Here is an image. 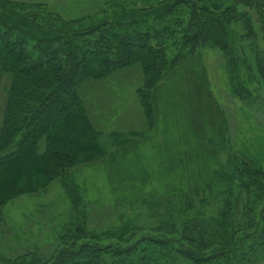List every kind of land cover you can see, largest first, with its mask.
Segmentation results:
<instances>
[{
	"label": "trees",
	"instance_id": "obj_1",
	"mask_svg": "<svg viewBox=\"0 0 264 264\" xmlns=\"http://www.w3.org/2000/svg\"><path fill=\"white\" fill-rule=\"evenodd\" d=\"M164 4L153 12L152 23L132 15L96 28L71 31L67 24L58 23L57 16L51 22L43 17L40 26L44 33L40 34L25 20L21 3L1 2L0 82L6 77L9 84L4 89L0 126V221L1 207L14 199L10 195L34 188L46 193L53 177L61 179L62 186L76 197L75 210L68 212V220L54 235L51 254L37 251L11 261L0 255V264L253 263L258 252L255 248L264 245V203L258 213L251 201L253 196L264 198V171L232 150H227L226 159L230 171L222 164L206 186L169 187L151 194L155 200H137L156 207L154 215L152 210V215L147 214L159 226L151 230L153 233L175 234L180 242L138 237L133 222L123 215L117 216L115 228L103 232L89 229L92 216H102L104 210L95 213L92 202H86L66 173L79 162L101 155L95 129L77 92L81 83L139 64L154 88L180 63L182 51L169 62L164 44H158L155 36L162 38L169 33L166 16L181 5L191 9L182 38L185 45L191 50L215 46L228 59L237 52L245 55L243 51L239 54V46L256 35L251 16L238 7L264 10V0H165ZM117 7L124 9L119 4ZM261 18L264 25V12ZM128 20L136 25L131 32L122 24ZM239 23L245 30L244 38L233 29ZM140 26L146 30H139ZM257 63L264 77V63ZM223 140L227 145V139ZM25 168L30 173L23 177ZM47 240L45 244L53 241Z\"/></svg>",
	"mask_w": 264,
	"mask_h": 264
},
{
	"label": "rangeland",
	"instance_id": "obj_2",
	"mask_svg": "<svg viewBox=\"0 0 264 264\" xmlns=\"http://www.w3.org/2000/svg\"><path fill=\"white\" fill-rule=\"evenodd\" d=\"M1 2L21 3L26 12L25 20L40 34L44 33L40 26L43 17L51 22L55 15L60 25L66 27L67 24V29L76 31L132 15L152 23L153 12L165 5V0L151 7H141L137 0ZM117 4L124 9H119ZM190 10L187 5L176 7L166 16L169 33L163 34L162 38L155 36L158 44H164L169 62L180 51L182 53L180 63L164 73V79L154 88L147 82L139 64L101 80H86L78 87L81 105L95 129V142L101 155L95 154L85 163L79 162L77 168L66 173L70 174L86 202H92L91 209L95 213L104 210L102 216L101 213L92 216L89 229L103 232L115 228L117 216L123 215L133 222L138 237L180 242L175 234L164 236L151 231L159 228L153 216L149 217L156 207L140 203L137 201L140 197L155 200L151 194L169 187L206 186L213 181L212 172L216 168L228 165L227 150L252 161L264 171V77L257 66L258 60L264 63L261 18L264 10L238 7L240 12L251 16L256 35L239 46L242 47L239 54L243 51L245 55L233 53V59H228L215 46L191 50L185 45L182 38L190 22ZM29 15L34 18H27ZM122 24L128 32L135 30L132 21ZM162 29L166 28H160V31ZM233 29L243 38L246 35L241 23ZM139 30L146 29L140 26ZM237 62L234 67L232 64ZM8 84L6 77L0 82V126L6 100L4 89ZM223 129L226 132L222 133ZM223 137L227 139V145H224ZM226 169L230 171V167ZM23 171V177L30 173L28 168ZM37 189L17 190L16 195L9 196L14 199L1 207L0 255L6 260L37 251L51 254L50 246L56 244L54 235L68 220V212L75 210L76 196L62 186L61 179L51 178L46 193H38ZM251 202L252 208L259 213L264 203L263 195L260 199L253 196ZM48 238L53 241L45 244ZM255 250L258 252L251 264H264V245ZM178 262L189 264L184 260Z\"/></svg>",
	"mask_w": 264,
	"mask_h": 264
},
{
	"label": "crops",
	"instance_id": "obj_3",
	"mask_svg": "<svg viewBox=\"0 0 264 264\" xmlns=\"http://www.w3.org/2000/svg\"><path fill=\"white\" fill-rule=\"evenodd\" d=\"M137 1L139 2L141 7H151V6L156 5L157 3H159L163 0H137ZM80 10L81 9H79L78 11H80Z\"/></svg>",
	"mask_w": 264,
	"mask_h": 264
}]
</instances>
